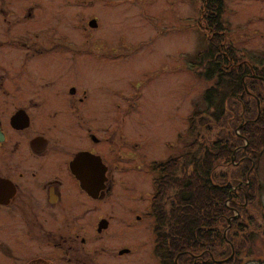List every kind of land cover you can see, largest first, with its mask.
<instances>
[{
	"label": "flooded vegetation",
	"instance_id": "1",
	"mask_svg": "<svg viewBox=\"0 0 264 264\" xmlns=\"http://www.w3.org/2000/svg\"><path fill=\"white\" fill-rule=\"evenodd\" d=\"M75 1L98 10L96 0H0V264L150 262L139 258L148 213L132 186L150 156L123 138L103 39L90 48V32L84 42L68 34L99 25L97 15L64 18Z\"/></svg>",
	"mask_w": 264,
	"mask_h": 264
},
{
	"label": "rangeland",
	"instance_id": "2",
	"mask_svg": "<svg viewBox=\"0 0 264 264\" xmlns=\"http://www.w3.org/2000/svg\"><path fill=\"white\" fill-rule=\"evenodd\" d=\"M96 1L98 10L93 6L85 10L81 5L76 8L75 1L63 16L75 18L76 25L82 22L79 16H99L97 28L84 31L80 25L71 27L68 34L84 42L90 32V48L102 39V44H106L101 48L110 55L107 54L106 62L103 60L101 65L107 67V71L113 67L111 76L116 78L113 82L122 90L121 133L128 141L138 140L142 150L150 156L139 165L145 170L133 175L135 184L132 186L142 195L137 211L148 213L138 225L139 258L160 264L155 248V221L150 209H153L159 176V171H153L157 170L152 167L153 163L186 152L196 142L199 147L203 135L216 136L218 127L205 130L214 125L211 119L210 122L204 120L207 126L203 128L197 120L193 131L190 130V116L196 109H206V92L219 84L214 77L206 78L205 65L201 64L204 56L199 57V53L206 50L209 42L223 40V45L230 43L238 49L240 56L236 60L240 63L251 65L248 60L251 53L264 58V0H222L220 19L227 32L219 31V35L210 26V7L214 6V0ZM57 10L63 12L65 8L58 6ZM253 62L259 64L258 60L253 59ZM261 63L263 71L264 61ZM127 148L124 143V153L128 152ZM257 166L258 177L264 182V152ZM127 185L130 186L129 182ZM128 186H122L123 193ZM127 204L123 201L124 211L131 207ZM248 212L255 216L259 226H252L257 229L256 233L239 264H264V192H259L248 204Z\"/></svg>",
	"mask_w": 264,
	"mask_h": 264
},
{
	"label": "trees",
	"instance_id": "3",
	"mask_svg": "<svg viewBox=\"0 0 264 264\" xmlns=\"http://www.w3.org/2000/svg\"><path fill=\"white\" fill-rule=\"evenodd\" d=\"M221 2L214 0L210 7L216 35L227 32ZM223 43L209 42L199 53L206 78L219 84L206 92V109H196L189 118L191 131L197 120L202 127L211 119L214 125L205 130L218 127L216 136L201 134L199 147L196 142L154 164L160 175L152 214L162 264H239L256 233L252 226H259L248 204L264 192L257 166L264 152V58L251 53V65L240 63L238 49Z\"/></svg>",
	"mask_w": 264,
	"mask_h": 264
},
{
	"label": "water",
	"instance_id": "4",
	"mask_svg": "<svg viewBox=\"0 0 264 264\" xmlns=\"http://www.w3.org/2000/svg\"><path fill=\"white\" fill-rule=\"evenodd\" d=\"M81 177H84V176L82 175ZM232 255H233V253H232Z\"/></svg>",
	"mask_w": 264,
	"mask_h": 264
}]
</instances>
